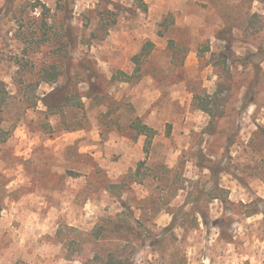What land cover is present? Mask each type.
Segmentation results:
<instances>
[{
	"label": "rangeland",
	"instance_id": "rangeland-1",
	"mask_svg": "<svg viewBox=\"0 0 264 264\" xmlns=\"http://www.w3.org/2000/svg\"><path fill=\"white\" fill-rule=\"evenodd\" d=\"M28 1L22 14L0 6L14 128L0 144V264H87L123 248L135 264H264V0H144L147 12L139 0H69L68 13ZM148 41L140 73L114 78L135 74ZM55 64L63 74L43 82ZM58 87L83 107L52 115L41 100ZM138 118L157 131L148 151ZM129 212L142 241H93ZM182 212L176 240L152 245Z\"/></svg>",
	"mask_w": 264,
	"mask_h": 264
},
{
	"label": "trees",
	"instance_id": "trees-1",
	"mask_svg": "<svg viewBox=\"0 0 264 264\" xmlns=\"http://www.w3.org/2000/svg\"><path fill=\"white\" fill-rule=\"evenodd\" d=\"M68 1L69 0H59V7L61 8V10H63L65 13H68L69 11L67 10L68 8ZM140 1V6L139 8H141L144 12H147V5L144 3V0H139ZM111 5H113L115 7V9H121L120 6L116 3H111ZM0 6H5V8L7 10H9L12 13H24L27 10V7L32 6V7H36L35 5L31 4L28 0H4L3 2L0 1ZM44 9H46V7H44ZM47 10V9H46ZM45 10V12H46ZM9 11L7 13V11H5V14H8V18L7 21L9 22L12 19V15H9ZM49 11V10H47ZM169 18H167L162 26L167 29L168 28V23L170 22V20H168ZM173 22V20H172ZM116 22H114V24H110V25H104L103 27H105L106 30H109V28H111L113 25H115ZM48 27V24H46V26H44L42 29L45 30ZM69 30V29H67ZM70 32V31H69ZM44 33H47L46 31ZM165 32H159V34L161 36H164ZM231 34V32H229ZM229 34V36H231ZM66 44L65 47L70 48L73 39H71L72 37L68 35V31L66 32ZM71 37V38H70ZM155 49V44L151 41H148L145 43V45L143 46V49L141 51V53H139L138 55H136L134 57V62L137 65V69L135 71V74L133 75H129L123 71H118L117 75L114 76V78H118L120 79V81L122 82H130L131 79L134 77V75H136V73H140L141 68H142V64L148 60L150 58V56L152 55L153 51ZM231 53V50H229L227 48V51L225 52L226 55L225 56V60H229L228 55ZM62 60L64 62L67 63H71L73 58L69 55V52H67ZM58 64L55 65H50L48 67H43L40 71L39 75H42V81L46 82V83H50L53 82L54 80H56L58 78L59 75L63 74V71L58 70ZM9 93L6 90H0V144H4L6 143L12 133H13V129L12 127L10 128H6L4 126L5 120L3 118V113L5 111V109L9 106L10 102V97H9ZM44 105L49 109V111L52 113V115H57V114H63L65 112V110L67 108L70 107H83V103H82V99L77 98V96H72V94L68 91V87H58L55 90H53L51 93L47 94L44 98H42L41 100ZM251 101H254L253 99H251ZM200 109H202L204 112H207L208 114H210L211 116H216V114L214 113V110L211 109V106L208 105H201L199 106ZM132 129L133 131L136 132V134L138 136H144L146 138V149L147 151L149 150V148L152 145L153 140L156 138L157 136V131L154 130L152 127L148 126L147 124H144L142 122V120L140 118H138L137 120H135L132 123ZM109 189V188H108ZM184 211V210H183ZM191 211V210H190ZM189 211V212H190ZM196 212V211H195ZM187 213V212H186ZM130 218H123L121 219V215H118V219L117 222L112 223V221H103L102 223H99L92 231L91 233V238H93V241L96 244H101L103 242H106L107 240H109L113 235L114 236H120L122 237L123 235H121L122 233L124 234V232H126L129 236L130 235H134V236H138L141 239V232L139 229L135 230L134 228H132L131 226V221H134L135 224H138L140 228L143 227L142 223L139 220H136L132 213L129 212ZM183 215L182 214L178 217V215L174 214V219L172 221V223L170 224V226H168L165 230H164V234H166L167 236L165 237H161L159 240L157 241H152V245H158L161 246L164 243H166L167 241L169 242H174L176 239L174 238V233L178 228V223H179V218ZM189 216L187 217V219H189V217L191 216V214H188ZM144 232H146V230H144ZM148 233V232H147ZM145 241V240H143ZM133 250L130 253H127L125 251V249L123 248L122 250H120L121 254L116 255L115 253L112 252H108V251H102V252H97L94 256V258L87 260V264H135V258H136V254L135 248H132Z\"/></svg>",
	"mask_w": 264,
	"mask_h": 264
}]
</instances>
